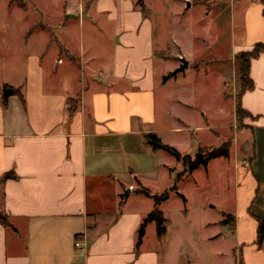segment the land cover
Listing matches in <instances>:
<instances>
[{
    "label": "crops",
    "instance_id": "0c3cea01",
    "mask_svg": "<svg viewBox=\"0 0 264 264\" xmlns=\"http://www.w3.org/2000/svg\"><path fill=\"white\" fill-rule=\"evenodd\" d=\"M204 1L167 0L168 15ZM231 1V23L241 30L234 31L240 39L234 63L237 53L264 41V4ZM144 3L145 11L137 0H61L55 12L38 8L45 21L29 33L44 32V45L23 55L21 73L20 54H11V70L0 75V84L20 87L24 100L12 95L4 105L0 89V212L9 219L8 225L0 220V264H171L188 258L183 234L193 242L196 230L202 242L221 241L231 222L234 254L245 264H264V243L256 244L257 217L264 219V53L251 63L254 88L233 97L235 122L239 100L254 116L243 128L231 126L237 134L250 132V143L240 150L234 132L229 158L182 175L159 205L166 232L158 235L151 221L137 246L138 229L155 207L138 188L160 194L184 168L169 152L154 150L146 135L157 134L183 154L218 146L211 132L212 142L196 138L193 146L187 139L190 114L206 130L212 129L209 113H200L201 105L173 81L209 55L204 49L173 53L166 33L157 30L152 0ZM167 61L174 64L162 70ZM209 71L194 67L195 78L207 80ZM219 76L220 93L228 98L227 76ZM8 172L16 177L4 178ZM220 247L214 246L219 257Z\"/></svg>",
    "mask_w": 264,
    "mask_h": 264
},
{
    "label": "rangeland",
    "instance_id": "374dc122",
    "mask_svg": "<svg viewBox=\"0 0 264 264\" xmlns=\"http://www.w3.org/2000/svg\"><path fill=\"white\" fill-rule=\"evenodd\" d=\"M60 1L33 0L37 9L29 1L28 13H26L16 3L10 4L9 0H0V58L4 64L2 68L0 67V75L10 72L11 54H15L16 52L20 54V66L18 70L20 73L24 71V56L29 52L31 53V49H36L37 46H43L46 37L45 33L41 30L36 32L32 31L30 34V26L45 21V16L44 18L42 17L39 9L47 13L49 10L55 12L60 5ZM152 4L156 10L157 30L158 32L161 31L164 35L166 33L170 50L173 53L178 49H182L188 53L191 51H202L204 49L206 50V54L209 55V59L207 60H199L198 62L196 61L190 64L185 70V73L184 71L179 73L177 79H173V81L178 80L177 82L183 87L182 91L188 92V95L185 97L188 101L201 105L198 106L200 113L202 111H208L209 113L208 123L210 125L207 126L208 128L212 127V129L206 130L196 127L197 121L190 114V125L187 126L186 131L189 134L187 139L192 141L191 144L193 146L195 145L196 138H199L203 143L212 142L213 140L210 137L211 132L213 136L217 135V140L214 144L219 146L224 141L229 140L230 135H234V132L236 133L237 130L233 131L231 128L232 125L237 124L239 128H243L246 126L244 123L245 120L253 119V117L248 115L240 120L237 119L235 122L236 119L233 112L234 100H236L233 97L235 94L239 98L238 92L240 86L238 72L239 61L237 60L233 63L231 56L234 45L240 40L236 37L237 35L234 36V33L241 32L237 27L233 28L231 23L230 13L234 8V3L231 0H205L203 3L188 7L187 2L183 12L178 16L171 15L172 17L168 15L171 12L169 10L171 6L167 3V0H152ZM237 9L239 12L240 8ZM50 21L53 20L50 19ZM75 44L78 46L81 45L79 37ZM172 64H174V61H167V64L163 66L162 70L171 69ZM194 67L200 69L208 67L211 70L208 74L209 79H203L202 75L195 78ZM219 72L225 73L227 76L228 83L226 87L228 98L224 97L223 93H220ZM223 107L226 108L227 113L220 115L219 109ZM261 116L264 117V114H261ZM235 135L239 141L238 144L242 145L240 150L243 151L246 145L250 143L249 139H251V134L250 132L242 131ZM234 139H232V143ZM180 142L185 143L184 138H180ZM180 170L179 168L176 169L177 172ZM231 223H228L226 229V239L221 241L202 242L200 240L201 234L196 230H193V242L190 239V234H183V243L180 245L181 251L183 250L184 252L182 254L187 255L188 258L178 260L173 258L171 264H241V262L245 264V259H243L241 254L239 252L238 254H234L232 250V247L236 244ZM219 244L221 246L220 257L218 254L217 256L214 254V246L218 247ZM200 251L203 252L202 255H200Z\"/></svg>",
    "mask_w": 264,
    "mask_h": 264
},
{
    "label": "trees",
    "instance_id": "16d2710c",
    "mask_svg": "<svg viewBox=\"0 0 264 264\" xmlns=\"http://www.w3.org/2000/svg\"><path fill=\"white\" fill-rule=\"evenodd\" d=\"M13 3H16L19 7L24 10L28 9L29 0H10ZM137 3L141 6L142 10H146L144 0H137ZM264 4V0H262ZM264 15V9H263ZM262 53H264V41H259L254 44V46L249 50H243L237 53L236 57L239 60V85L240 89L238 92L239 98L241 95L250 89L254 88V81L250 75V68L252 60L259 57ZM181 69H177L168 76L174 75L175 73L179 72ZM167 77V76H166ZM165 77V78H166ZM0 89L2 90V100L4 105H7L8 99L12 95H18L22 100H24V95L22 93V89L20 87H15L8 83L0 84ZM73 112V109H70V113ZM252 116V114L247 111L245 108L242 107L240 100L236 107V116L237 119H241L245 116ZM147 142L152 146L154 150H165L172 154L178 161H180L183 165V170L180 171L175 175L174 184L169 190H166L160 194H152L149 189L145 187L138 188V191L151 196L154 199L155 207L154 209L148 214L147 217L144 218L143 222L141 223L138 229V238H137V246L142 243L146 232V226L149 222L155 221L157 225V233L158 235H163L166 232V219L162 214V211L159 208L161 202L166 200L169 195L170 191L177 189V183L181 179L182 175L185 173H191L196 168L200 166H206L209 161L216 157H227L229 158L231 155V147H232V139H229L219 146H212L208 148H200L195 155L190 154H183L179 151L176 147L171 146L169 144L164 143L161 138L155 133H148L146 135ZM174 171V169H171ZM9 177H16L11 172H8L4 175V178ZM0 220L4 225H8L9 219L8 216L2 212H0ZM258 221V229H257V240L256 244L258 247H261L264 243V219L257 217Z\"/></svg>",
    "mask_w": 264,
    "mask_h": 264
},
{
    "label": "water",
    "instance_id": "95a60500",
    "mask_svg": "<svg viewBox=\"0 0 264 264\" xmlns=\"http://www.w3.org/2000/svg\"><path fill=\"white\" fill-rule=\"evenodd\" d=\"M182 59V62H183V65H182V68H185L186 66H188V60L186 58H181Z\"/></svg>",
    "mask_w": 264,
    "mask_h": 264
}]
</instances>
